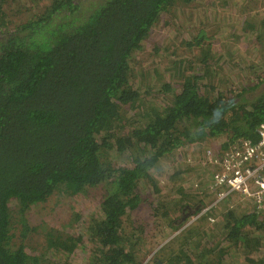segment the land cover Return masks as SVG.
Returning <instances> with one entry per match:
<instances>
[{"label": "trees", "instance_id": "obj_1", "mask_svg": "<svg viewBox=\"0 0 264 264\" xmlns=\"http://www.w3.org/2000/svg\"><path fill=\"white\" fill-rule=\"evenodd\" d=\"M189 1L12 0L11 11L0 0V264H48L27 242L12 245L10 203L22 213L56 190L91 188L98 214L77 233L46 232L60 264L79 245L83 264H151L133 214L152 197L149 217L164 226L191 220L156 251L161 264H264V216L239 194L216 200L221 190L210 184L217 157L234 142H256L264 127V0H243L242 12L208 0L232 11L220 19L230 44L217 47L200 22L178 46L198 51L183 59L150 40L162 17ZM152 42L172 65L155 68L150 85L132 56ZM193 167L200 178L187 188ZM163 172L173 182L165 194Z\"/></svg>", "mask_w": 264, "mask_h": 264}, {"label": "rangeland", "instance_id": "obj_2", "mask_svg": "<svg viewBox=\"0 0 264 264\" xmlns=\"http://www.w3.org/2000/svg\"><path fill=\"white\" fill-rule=\"evenodd\" d=\"M10 1V8L12 6H16L12 0ZM80 1L82 3L87 2V0ZM242 1L243 0H231L230 4H234L236 11L242 12V10H245L244 7H247V5L242 6V4H239ZM47 2L48 1H45V3ZM180 4L186 5L178 7L176 11L173 10V17L170 15L163 16L162 20H160L153 27L150 41L160 45L163 49H169L171 51L175 50L176 54H173L175 55L173 57L188 59L194 52L198 50H189L185 46L178 48V46L181 45L182 41L187 42L192 40V37L196 35L195 33L197 28L200 27L199 23L202 22L207 25V27H205L207 35L214 39L216 38L214 40V44L217 45V47L219 42H223V44L228 42V44H230L229 40L223 38L227 35V33L224 31L225 25L220 20L221 18L226 19V16H233L230 9H223L217 5L212 6L208 0H191L187 3ZM13 11L16 12L17 9L14 8ZM25 13L27 12L23 13L24 19L27 17V14ZM21 17L22 14L12 15L11 19L9 18L11 25L10 28L12 25L18 23V21L21 20ZM240 17L242 16L240 15ZM169 21H173L172 26H169ZM153 42L148 43L143 49L135 51L132 56L134 60V71L136 72L140 81H148V84H150L154 77H158V74H153V70L155 68L164 69L168 64L172 65V60L169 57L170 54L168 51L166 53L159 50L156 54H154L155 44ZM161 54L163 55L161 56ZM159 75L162 76L158 81L161 83L164 81V77L161 74ZM165 78L169 80L166 75ZM240 79L241 77L238 72L232 76V80L239 81ZM250 82L254 83L253 80ZM263 90L264 87L262 84L260 85L257 93L259 92L260 94L263 92ZM214 143L217 144V141ZM196 167H193L192 171L188 170L189 172L184 174L183 181L187 188L192 187L193 179L198 180V178H200L198 177L199 173H196ZM189 175L190 177H188ZM159 179H161V183H164L163 186H165V189L162 192L165 194L169 187L172 188L173 182H170L171 180L168 174L164 172L163 175H159ZM168 185L170 186L168 187ZM204 187V184H200V189L196 190V192H198V197H202L200 192L204 190ZM144 194L149 196L150 193L148 190H144ZM97 196L98 191L94 188H91L87 194H67L62 190H56L45 201L32 204L22 213L18 211L16 202L10 203V212L12 218V245H15L20 241L27 242L30 248L34 247L36 251L45 252L43 259L46 260L48 264H60L59 256L52 254L51 251L46 249V232L49 230H53L54 232L60 231V228L63 229L62 225H68V228H70L71 232L77 233L80 231L82 229V225L85 224L91 215H96L99 213L98 202L96 198ZM207 198V200H212V202H215L213 195ZM152 199L153 197L143 200V206L141 208L139 207L138 210L133 214L135 215L133 219L136 220L137 225L143 226L144 236L146 238V242L144 243V246H142V255L145 256L144 262L147 261L152 264L153 259L155 258L154 260H157L158 263L161 264V258L159 256L156 257V251L159 250L172 236L185 228L191 222V220L182 223V225L180 224L181 226L178 225L177 228L164 226L161 220L156 219L155 217H149L150 210L147 208V205L152 202ZM214 202L209 203L208 205L210 206L214 204ZM230 203L233 205L236 204L235 201ZM194 218H192V220ZM82 247L83 245L76 247L75 253L70 256V264H83L86 262ZM240 261L235 263L239 264Z\"/></svg>", "mask_w": 264, "mask_h": 264}, {"label": "built area", "instance_id": "obj_3", "mask_svg": "<svg viewBox=\"0 0 264 264\" xmlns=\"http://www.w3.org/2000/svg\"><path fill=\"white\" fill-rule=\"evenodd\" d=\"M259 134L256 142H234L217 157L210 184L221 190L216 200L239 194L243 199L252 200L256 210L264 216V127ZM206 155L213 160L211 150H207Z\"/></svg>", "mask_w": 264, "mask_h": 264}]
</instances>
